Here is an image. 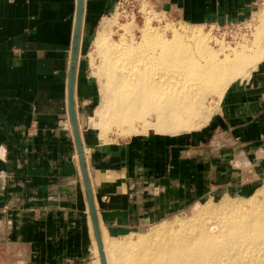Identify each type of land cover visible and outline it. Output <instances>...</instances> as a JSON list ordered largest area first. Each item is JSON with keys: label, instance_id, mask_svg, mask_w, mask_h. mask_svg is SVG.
Returning a JSON list of instances; mask_svg holds the SVG:
<instances>
[{"label": "crops", "instance_id": "obj_1", "mask_svg": "<svg viewBox=\"0 0 264 264\" xmlns=\"http://www.w3.org/2000/svg\"><path fill=\"white\" fill-rule=\"evenodd\" d=\"M116 1L83 0L78 45ZM159 1L188 21L230 22L264 0ZM78 6L0 0V264H85L96 241L93 211L101 234H123L182 206L196 165L208 172L214 152H264L262 64L253 84L224 97L204 148L168 140L92 144L84 153L87 185L72 122L77 97L86 94L85 75L72 65ZM200 154L207 155L195 159Z\"/></svg>", "mask_w": 264, "mask_h": 264}, {"label": "bare ground", "instance_id": "obj_2", "mask_svg": "<svg viewBox=\"0 0 264 264\" xmlns=\"http://www.w3.org/2000/svg\"><path fill=\"white\" fill-rule=\"evenodd\" d=\"M262 13L255 40H264ZM173 24L170 37L166 27L147 22L139 40L132 34L131 39L110 40L105 25L97 32L100 63L93 75L99 78L102 100L96 124L104 135L114 130L140 134L149 128L176 135L200 129L210 120L208 97L222 98L228 84L247 75L264 56L263 41L252 52L245 43L226 48L222 42L223 47L214 48L210 34L200 27ZM191 208L187 220L153 226L137 240L128 235L117 240L103 231L102 250L97 244V251L94 240L91 264H264V185L247 198L226 196L217 203L210 198Z\"/></svg>", "mask_w": 264, "mask_h": 264}, {"label": "rangeland", "instance_id": "obj_3", "mask_svg": "<svg viewBox=\"0 0 264 264\" xmlns=\"http://www.w3.org/2000/svg\"><path fill=\"white\" fill-rule=\"evenodd\" d=\"M151 9L152 11H149ZM262 9H264V1L260 6L252 9L251 11L249 10L241 17L236 18V20L234 21L194 22L188 21L185 18L178 17L174 13H171L169 10L162 8L159 0H117L112 9L108 13H105L104 16L100 19V22L98 23L95 30L88 34L87 40H85L83 43L80 42V45H77L76 47L78 56L74 67L76 69H80V73L84 74L86 79V94L85 96H81L80 98L77 97L76 104H74L77 131L80 135L82 143H86V148L84 145V153L85 150L86 152H90L91 148L94 147L92 146V144L99 147H105L113 143L125 144L127 142H131L132 140H141V142H143V140H151L152 144H154V142L157 143L160 141L168 140V143H171L173 147L183 148L184 150L195 149L196 147L204 148V144H208V141L213 137V132L209 128L212 126V121L214 120V118L221 112L224 97L234 86H238L240 84H253L254 74L261 67V65L264 64L263 56V58L258 61V65L256 64L254 68H251L247 75L242 76L243 79L242 77H239L232 80L231 83L228 84V86L226 87L227 90H225V92L223 93L222 98H218L217 95H215L216 98H214V96L208 97L209 102L207 101V108L210 112V120H208V124L206 123V125H204L200 129H195L192 131L181 130L178 134L172 135L170 133H156L153 129L149 128L144 131L142 130L141 132H139L140 134L136 133L130 135L120 133L117 134L115 133L117 131L114 130L115 128H113L114 132L110 131L108 132V134L104 135L101 131L100 126L96 124L98 123L97 110L102 100V94L100 91V81L98 80L99 78L97 79L98 76L96 74L93 75L96 70L95 65H98L100 63L99 52L96 48L98 44L96 43L95 37L97 35V32L103 27V25L107 26L106 33H108L109 39L111 38L112 40H115V42H118L120 38L131 39V34L136 37L135 38L133 36L135 39H140L141 30L143 27H145L146 22L151 26L154 25L153 27L160 26L163 29L166 27L169 32L165 29L164 30L169 33V35L165 31L164 32L167 36L170 37L171 32L169 27H172L173 22H177L179 24H173V27L179 28L181 27L179 25L182 24L186 27L197 26V28L200 27V29H203L202 31H206V33L210 34L212 38L210 43L212 46H214V48H219L220 46L223 47L224 45L227 48L228 44L230 45V48H233L236 45L240 46V43H245L246 46H251V48L246 47V50H250H247V52H252V48L258 49L263 46L261 44L264 42L261 37L255 40V34L253 33L256 31L257 24L260 22L259 14L262 13ZM146 14H148L149 18L148 16L146 17ZM154 14L157 15L158 18ZM145 17L148 21L153 18V21H151V19L149 21L150 23H148ZM154 18L157 21H155ZM160 21L163 22L160 23ZM165 24L167 26H164ZM126 27L129 29L128 31L124 30V28L126 29ZM124 32L127 35L124 34L125 36H119ZM80 35L81 34H79V37ZM240 38H242V40ZM243 39L246 42L243 41ZM145 131H147V134L144 133ZM219 153L220 152H214L210 156L211 158L209 157L210 162L208 164V172L205 171L206 166L199 164L198 166L196 165V173L194 174V178L192 180L194 191L192 192V195L190 197L188 193V198L185 200V203L182 206L179 204L173 205V207L168 210L163 218L158 220H145L136 222L129 231L119 235L112 234L113 237L117 240H123L122 237L124 238L128 235L132 238V240H137V237L139 235L148 233L155 226L167 225L172 221H174L175 223L177 220H187L188 215H190V213L192 212L191 207H193V205L197 202L201 203V205H204L207 203V201L209 202L211 198L212 202L217 203L226 196L239 199L247 198L254 191H256L258 187L264 185V152H226L227 154L225 155L224 153L222 155H219ZM193 154L194 153L185 152V155H187L188 158L192 157ZM206 155L207 154H205L204 156ZM204 156L200 154L199 156H195V159L203 160ZM95 242L98 251L97 240ZM94 248L95 245L91 248L92 251L90 250L85 264H91L96 259Z\"/></svg>", "mask_w": 264, "mask_h": 264}, {"label": "water", "instance_id": "obj_4", "mask_svg": "<svg viewBox=\"0 0 264 264\" xmlns=\"http://www.w3.org/2000/svg\"><path fill=\"white\" fill-rule=\"evenodd\" d=\"M83 0H79V6H78V16H77V28H76V38H75V44H74V50H73V55H72V65L75 66V62H76V59H77V51H76V47L78 45V40H79V33H80V30H79V20H81V13L83 11ZM72 73H73V70H72ZM73 76L71 78V84H73ZM72 122H73V125H74V129H75V133H76V138H77V147H78V150L79 152L81 153L80 154V158H81V163H82V168H83V174H84V178H85V181L88 185V173H87V170H86V165H85V156H84V146H83V143L82 141L80 140V137H79V133L77 131V123H76V117H75V112H74V108H73V112H72ZM93 221H94V225H95V230H96V240H97V244L100 248V250H102V234L100 232V229H99V226H98V221L96 219V215L93 211Z\"/></svg>", "mask_w": 264, "mask_h": 264}]
</instances>
